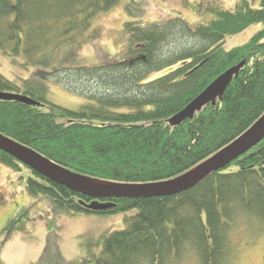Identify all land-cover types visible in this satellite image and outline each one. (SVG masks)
<instances>
[{"label":"trees","instance_id":"1","mask_svg":"<svg viewBox=\"0 0 264 264\" xmlns=\"http://www.w3.org/2000/svg\"><path fill=\"white\" fill-rule=\"evenodd\" d=\"M119 2L0 0V48L22 54L33 68L19 82L0 74V91L42 103L0 100V133L80 176L113 183L173 179L263 115L264 26L242 45L225 49L222 42L264 24V0H238L233 10L210 4L204 11L211 17L195 23L174 15L144 20L136 11L140 0H127L129 18L118 32L122 56L90 65L82 50L99 39L92 21ZM238 65L222 94L172 123L173 115ZM48 79L86 102L76 109L49 102ZM0 164L14 172L26 168L28 175L19 178L27 194L44 197L55 214H123L124 228L104 236L97 253L89 243L83 256L67 260L50 231L33 264H178L187 254L198 264H234L240 242L264 236V136L225 167L167 196L94 198L2 150ZM99 204L110 206L99 210Z\"/></svg>","mask_w":264,"mask_h":264},{"label":"rangeland","instance_id":"2","mask_svg":"<svg viewBox=\"0 0 264 264\" xmlns=\"http://www.w3.org/2000/svg\"><path fill=\"white\" fill-rule=\"evenodd\" d=\"M126 1L120 0L116 6L101 13L92 21L93 27L99 30V39L86 45L82 50V56L86 58L88 64L96 65L103 58L112 59L115 55L122 56L125 45L121 44L118 32L122 23L129 18L124 9ZM237 1L140 0L136 5V11L138 15L142 14L144 20L174 15L184 18L189 23H195L211 17L204 11L208 5L217 3L223 8L233 10ZM254 5H257V2ZM263 26L264 24L261 23L252 24L241 32L226 35L222 45L225 49L242 45ZM32 71V66L25 64V57L22 54L12 55L0 48L1 75L19 82L23 78L30 77ZM168 71L167 69L157 72L153 77ZM46 84L48 87L46 100L49 102L72 109L86 102L83 96L70 92L53 79L46 80ZM14 174L15 184L12 186L8 174L0 171V264L35 263L41 256L46 245V236L50 231L57 236L62 256L67 260H75L86 253L89 243L93 244L91 250L97 253L104 236L125 226L122 213L55 214L44 197L31 196L25 192L23 179L19 176L28 175L26 168L23 167ZM4 198L7 200L5 201ZM242 236L241 234L239 238H244ZM245 240V243L248 241L249 243L240 242L242 245L234 259V264H264V236L256 235L255 239ZM178 264H198V261L196 257L189 258L187 254Z\"/></svg>","mask_w":264,"mask_h":264},{"label":"water","instance_id":"3","mask_svg":"<svg viewBox=\"0 0 264 264\" xmlns=\"http://www.w3.org/2000/svg\"><path fill=\"white\" fill-rule=\"evenodd\" d=\"M240 65L231 67L213 80L198 96H196L181 111L171 117L172 123H179L186 117L192 116L194 111L208 101H214L217 95L225 90L234 74L239 70ZM0 100H16L28 105H42L28 96L16 93L1 92ZM264 136V113L246 131L219 149L205 161L200 163L193 173L191 170L173 179L150 182V183H113L109 182L106 187H94L78 180L80 175L75 174L51 161L39 152L25 146L14 139L0 133V150L13 156L15 159L50 179L51 181L66 186L94 198L115 197V198H143L152 196H167L182 192L194 186L203 177L212 171L219 170L229 164L232 160L245 153L252 146L258 143ZM191 173V174H189ZM84 177V176H82ZM110 204H99L96 209H105Z\"/></svg>","mask_w":264,"mask_h":264},{"label":"bare ground","instance_id":"4","mask_svg":"<svg viewBox=\"0 0 264 264\" xmlns=\"http://www.w3.org/2000/svg\"><path fill=\"white\" fill-rule=\"evenodd\" d=\"M197 167L192 169V171H190V172L193 173L195 170H197ZM191 173H189V174H191ZM77 178L81 182H84V183H86V184H88L90 186H94V187H98V188L106 187V186L109 185L108 182H105V181H102V180L91 179V178H86V177H82V176H79Z\"/></svg>","mask_w":264,"mask_h":264},{"label":"crops","instance_id":"5","mask_svg":"<svg viewBox=\"0 0 264 264\" xmlns=\"http://www.w3.org/2000/svg\"><path fill=\"white\" fill-rule=\"evenodd\" d=\"M0 171H3V172H5L6 174H8V179H9V183L12 185V186H14V181H15V174H14V172L10 169V168H8V167H6V166H3V165H1L0 164ZM9 194H10V192H9ZM5 199V201L7 200V198H4ZM26 199V198H25Z\"/></svg>","mask_w":264,"mask_h":264}]
</instances>
